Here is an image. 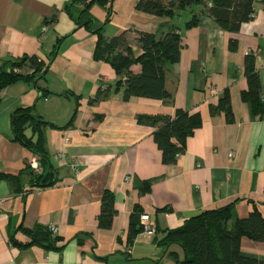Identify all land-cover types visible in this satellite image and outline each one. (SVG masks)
Masks as SVG:
<instances>
[{
  "label": "crops",
  "instance_id": "obj_1",
  "mask_svg": "<svg viewBox=\"0 0 264 264\" xmlns=\"http://www.w3.org/2000/svg\"><path fill=\"white\" fill-rule=\"evenodd\" d=\"M136 1L94 0L84 7L71 0H0V63L24 54L47 63L36 83L18 81L0 92V172L14 176L0 178V264H179L181 245L161 240L190 215L233 201L238 217L253 204L264 216V0H254L251 18L237 31L209 15L186 27L190 11L155 15L137 9ZM99 26L106 36L127 29L134 55L142 51L137 31L159 38L177 26L179 59L165 80L172 97H124L122 87L115 90L120 76L94 57ZM248 53L261 84L259 113L241 98ZM130 69L138 72L140 64ZM225 91L229 116L212 108ZM16 106H29L55 124L41 128L44 152L56 169L52 184H34L33 163L41 164L40 156L14 139L10 114ZM177 108L198 112L201 123L175 160L165 163L152 134L156 125L138 115L174 116ZM74 109L72 123L64 126ZM24 132L35 139L30 126ZM58 152L66 157L59 159ZM71 156L77 170L69 165ZM148 179L150 188L143 191ZM105 190L115 209L109 227L97 222ZM135 206L149 214L152 234L141 228L129 238ZM36 224L57 226L53 246L13 242V236L29 240L19 226ZM239 248L254 264H264V239L242 235Z\"/></svg>",
  "mask_w": 264,
  "mask_h": 264
},
{
  "label": "trees",
  "instance_id": "obj_2",
  "mask_svg": "<svg viewBox=\"0 0 264 264\" xmlns=\"http://www.w3.org/2000/svg\"><path fill=\"white\" fill-rule=\"evenodd\" d=\"M75 1H80L87 7L94 0H71V5ZM97 1L105 4L107 0ZM253 2L254 0H137L135 6L145 12L169 17L178 9L190 11L192 15L185 23L186 27L197 25L199 16L209 15L225 30L237 31L242 22L251 18L254 11ZM89 23L90 20L85 22ZM94 31L97 33L94 57L108 61L120 76L115 83V90L122 87L124 97L130 95L169 99L172 97L165 80L167 72L172 70L173 64L179 59L181 34L177 26L159 38H155L154 34L148 31H137L135 39L142 49L138 55L133 54L129 45L127 29L112 36L104 35L101 26L96 27ZM229 44L234 45L235 40H230ZM133 63L140 64V71H131L130 65ZM46 68L47 63L45 64L35 54H24L3 60L0 63V92L7 85L18 81L36 83L44 76ZM244 72L248 84L241 91V98L250 103L253 113H259L263 110V98L252 53L244 57ZM212 108L223 109L227 116L230 115L227 91ZM75 111L74 109L64 126L72 123ZM10 119L14 139L40 156L42 170L34 173V184L45 186L54 183L57 179L56 169L49 163L44 152L41 128L55 124L42 118L29 106L13 108ZM138 120L156 125L152 134L161 149L162 161L165 163L175 160V154L182 151L186 137L201 123L198 112H189L182 108H177L174 116L145 113L139 114ZM26 126H30L36 133L35 139L25 134ZM13 177L9 173L0 172V178L11 180ZM142 184L141 189L148 190L150 179L143 181ZM114 211L113 194L105 190L97 215L98 225L109 227ZM140 213L141 209L135 206L131 214L129 238L134 237L142 228L139 222ZM19 230L29 236L27 241H20L13 236V242L19 246L40 243L50 247L56 240L55 234L46 225L36 224L31 228L19 226ZM242 235L264 239V216L256 204H253L248 215L238 217L233 211V201H230L190 215L180 226L168 229L161 241L177 242L181 245L184 257L179 264H254L255 258L240 252L239 241Z\"/></svg>",
  "mask_w": 264,
  "mask_h": 264
},
{
  "label": "built area",
  "instance_id": "obj_3",
  "mask_svg": "<svg viewBox=\"0 0 264 264\" xmlns=\"http://www.w3.org/2000/svg\"><path fill=\"white\" fill-rule=\"evenodd\" d=\"M42 29H45L46 28V25L43 24L41 26ZM230 156L233 154V151H230L228 153ZM57 157L59 159H63L65 158V154L63 152H58L57 154ZM176 156L179 155V152L175 154ZM68 162H69V165L74 169V170H77V158H74L73 156L67 158ZM33 170L35 172H41L42 170V166L41 164L38 162H35L33 163ZM139 222L140 224L142 225V230L146 233V234H152L154 231H155V228H154V224H153V221L150 219L149 217V214L146 213V212H141L140 213V216H139ZM48 229L52 232V233H56V230H57V226L55 224H49L47 225Z\"/></svg>",
  "mask_w": 264,
  "mask_h": 264
}]
</instances>
